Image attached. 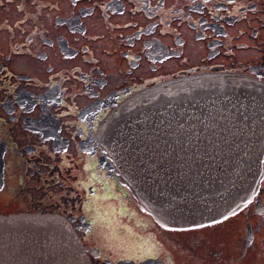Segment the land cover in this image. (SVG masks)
<instances>
[{
	"label": "flooded vegetation",
	"instance_id": "af4514ba",
	"mask_svg": "<svg viewBox=\"0 0 264 264\" xmlns=\"http://www.w3.org/2000/svg\"><path fill=\"white\" fill-rule=\"evenodd\" d=\"M95 23L102 31L91 32ZM12 56L40 62L39 74L18 59L19 67L13 66ZM210 72L264 83V0H0V213L65 212L78 232L91 228L100 212L92 203L100 196L78 179L75 157L92 158L110 186L122 188L97 143L101 119L146 86ZM81 168L90 170L84 159ZM29 185L58 197L29 205ZM239 207L216 222L170 229V238L239 215L244 248L260 233L264 249V155L256 189ZM250 218L258 222L251 225ZM140 239L133 234L124 244ZM95 250V263L100 257L103 264H165L159 256L122 252L126 258H112ZM243 257L228 253L227 264H245ZM201 264L213 261L203 255Z\"/></svg>",
	"mask_w": 264,
	"mask_h": 264
},
{
	"label": "water",
	"instance_id": "95a60500",
	"mask_svg": "<svg viewBox=\"0 0 264 264\" xmlns=\"http://www.w3.org/2000/svg\"><path fill=\"white\" fill-rule=\"evenodd\" d=\"M231 82H238L239 90L255 94L253 110L261 108V112H253V119L249 121L238 117L228 125L227 114L218 112L220 116L215 118L203 101L210 96L220 99L226 92L229 94L225 85ZM178 91L188 97L173 98V92ZM222 108L219 109L222 111ZM195 112L205 114L203 119L209 121L205 128L201 126V119L191 117ZM180 118L187 123L182 131L174 129L175 121ZM151 120L154 126H150ZM167 121L174 122L173 126L159 131ZM99 131L104 139V152L114 163L118 181L131 191L139 193V181L146 186L151 182L148 177L159 175V184L171 188L181 209L188 191L203 187L210 180L218 181L215 190L219 189V195L199 205L201 210L209 208V213L220 215L221 204L235 205L239 195H243L244 184V195L248 197L252 193L260 174L257 161L264 154V85L231 73H204L159 86L154 84L123 100L105 116ZM160 136L167 139L166 144L153 148L152 143ZM195 136L201 142L197 147L191 143ZM177 139L184 142L183 147L176 146ZM157 149L158 156L154 153ZM150 154H154L158 162L149 164ZM135 158L144 160V179L137 175L136 178L126 167L129 160ZM164 175L168 178L164 179ZM136 202L143 209H152L145 200L136 199ZM196 202L189 198L188 203ZM155 219L164 226H171L170 219L158 216ZM67 225L56 213H0V264H87L82 246L79 241L75 242Z\"/></svg>",
	"mask_w": 264,
	"mask_h": 264
},
{
	"label": "rangeland",
	"instance_id": "374dc122",
	"mask_svg": "<svg viewBox=\"0 0 264 264\" xmlns=\"http://www.w3.org/2000/svg\"><path fill=\"white\" fill-rule=\"evenodd\" d=\"M97 23L90 27L92 33H98L101 30L102 26H97ZM15 59L21 60L24 62L23 58H19L18 56H12L11 64L13 66L19 67L18 62ZM28 63L29 66L24 67L27 71L30 69L34 71L36 74H39L41 64L38 61L33 59H25L24 65ZM11 64L9 66H11ZM8 66V65H6ZM262 85L264 83L260 82ZM18 132L9 136L10 143L15 140L13 138V134L16 135ZM167 150L172 149L166 148ZM10 150H6L5 154L8 157V153ZM41 152V149H40ZM83 156V155H82ZM75 157V170L78 176V179L85 180V184H91L92 190L94 193H98L102 200L100 203L103 204V207L100 204L101 209L110 208L117 209V205L123 208L125 211H129V215L124 217H116L114 221L111 223L109 217L105 215H101L95 222L91 228L84 227L82 230L78 232L71 222V220H64L68 225V228L71 229L75 236V242L79 241L82 246V251L87 259V264H103L101 258L96 260V263L93 260L95 258V248L100 252L103 257L111 256L112 258L122 257L126 258L122 255V252L131 254H138V258L144 257V255L149 256H159L165 264H201V256L205 255L212 259L213 264H227V254L233 253L242 259L245 264H251L255 262H261L264 264V249L260 242H263L262 235L258 233L257 237H255L254 242L249 246L244 248V222L245 220L241 218L239 215L234 218L237 220L229 221V219L223 221L222 223L215 225V227L210 228L209 230L204 231H176L180 232L174 238L172 237V233L174 230H170V227H164L160 225L156 220L152 218L149 212L139 209L135 203L129 198V194L121 193L116 189H108L107 187H101L97 185V181L94 179L96 174V168L93 164L90 163L92 158H87L84 156ZM20 158L24 160L25 154L22 152ZM83 159L85 161L86 167L88 166L90 170L85 171L83 173L82 163ZM99 167H101V163H98ZM18 165V164H17ZM257 165H261V160L258 159ZM21 166V163L19 167ZM10 165L6 166V170L10 171ZM13 168H19L18 166H12ZM89 173L91 174V178L88 177ZM8 176V175H6ZM85 176V177H84ZM103 193V194H102ZM25 197L27 199H32V202H28V204H32L34 202H38L39 200H43L45 202H52L58 197L56 192H49L46 194H42L37 187H31L30 185L25 189ZM21 201L20 197L16 202L17 204ZM100 201V200H99ZM0 205H4L2 201H0ZM8 209L7 206H2L1 209ZM15 206L12 205L10 209ZM39 211V210H37ZM44 212V211H40ZM67 218L65 212H59V215ZM251 225H255L258 222L257 218H250ZM115 225H123L127 232L124 235H118V229ZM84 232V233H83ZM137 236L141 238L140 240L134 241L133 246L125 245V241H129L133 236ZM111 235V236H108ZM120 242L122 244L120 245ZM177 242V243H176ZM164 243V244H163ZM175 243V245H174ZM128 246L129 248H123ZM245 254V255H244ZM169 262V263H168Z\"/></svg>",
	"mask_w": 264,
	"mask_h": 264
},
{
	"label": "bare ground",
	"instance_id": "6f19581e",
	"mask_svg": "<svg viewBox=\"0 0 264 264\" xmlns=\"http://www.w3.org/2000/svg\"><path fill=\"white\" fill-rule=\"evenodd\" d=\"M210 73L224 74V73H230V72H210ZM231 74H235L240 77H245L239 73L233 72ZM195 75L197 74L188 75V76H195ZM183 77H186V76H182V77L175 78L172 80H177ZM245 78H249V77H245ZM253 80H256V79H253ZM159 85H161V83L155 84V86H159ZM225 88L229 91V94L226 92L225 96L221 97L220 99L219 98L215 99L210 96L209 99H206L203 101V105L209 106L210 110L213 111V116L215 118H218L220 116L218 112H223V114L224 113L227 114L226 121H227V124L230 125L238 117L242 119L243 121H249V119L250 120L253 119V116H252L253 112H261L260 110L261 108H256L255 110H253L254 108L253 96H255V94H250L249 92L239 90L238 82H231L230 85H225ZM172 97L173 98H177V97L186 98L188 96L185 94H181L178 91V92H173ZM220 106L223 107L222 111L219 109ZM204 115H205L204 113L200 114V112H195L191 117L201 119L202 120L201 126L205 128L209 124V121L206 119H203ZM182 119L183 118H180L178 121H175L174 126L182 125L184 123V121H181ZM173 124L174 122L167 121L164 123V126H160L158 129L159 131L165 130L167 128L172 127ZM166 142H167V139L160 136L159 138H156L154 140L151 146L154 148L157 145L166 144ZM191 143L196 147L201 144L200 140L196 139V137L193 139ZM183 144H184L183 141H179L176 143V146L183 147ZM211 156L215 157V156H218V154H212ZM147 161L151 165L155 164L156 161L158 162V160L155 159L154 154L148 155ZM225 175L227 176V174H224V176ZM218 183H219L218 181L210 180L205 184V186L195 187L193 188V190L188 191L185 205L181 208L179 212L172 211V207H170L169 205L170 204L169 199L168 197L164 195L161 199L160 207L154 208V212L156 216H158L160 219H170V224H171L170 229H189V228H193L196 226L208 224L212 222L213 220L218 219L217 213L216 214L209 213L208 212L209 208H207L206 206L205 208L207 209L201 210L199 204L200 202L207 201L208 198H212L211 196L212 192ZM160 189L161 191L164 190V184H160ZM237 194L238 193H236V196ZM190 197H192L194 200L198 202L194 203V205L192 203H188ZM228 197L229 196H227V198ZM240 203H241V199H239L238 197V200L236 201L235 205L227 206L225 204L224 205L226 206L225 209H221L222 207L219 209V210H222L220 211V213L223 215H228L229 213H231L232 210L236 211L238 208H240L236 206Z\"/></svg>",
	"mask_w": 264,
	"mask_h": 264
},
{
	"label": "trees",
	"instance_id": "16d2710c",
	"mask_svg": "<svg viewBox=\"0 0 264 264\" xmlns=\"http://www.w3.org/2000/svg\"><path fill=\"white\" fill-rule=\"evenodd\" d=\"M93 175H95L94 179L97 181V185L101 187H107L108 189H115V188H119V187H112L110 186V181L111 179H108L107 178V175L103 174L102 172H100V170H96V174L92 173ZM91 175V174H90ZM114 180L116 181V179L114 178ZM116 184V183H115ZM118 186V185H117ZM103 194V193H102ZM100 200V201H99ZM102 200H105L103 198H100L98 199L97 201L93 202V212H99L96 220L101 216L103 215V217L105 215H107L109 217V220L111 221V223L114 221V219L116 217H124V213L122 212V209L117 206V209H110V208H104V209H101L100 207V204L101 206L103 207V204L100 203ZM88 204L90 205V202H88ZM116 228L118 229V231H123V228L124 226L123 225H115ZM108 236H111V235H108Z\"/></svg>",
	"mask_w": 264,
	"mask_h": 264
}]
</instances>
